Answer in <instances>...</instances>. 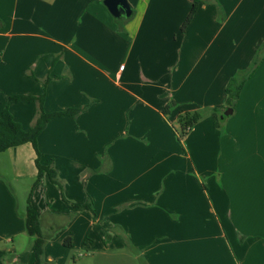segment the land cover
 Listing matches in <instances>:
<instances>
[{"label": "crops", "instance_id": "1", "mask_svg": "<svg viewBox=\"0 0 264 264\" xmlns=\"http://www.w3.org/2000/svg\"><path fill=\"white\" fill-rule=\"evenodd\" d=\"M127 1L115 18L102 0H0V112L28 129L38 104L11 95L85 106L37 137L59 184L33 185L30 143L0 152V264H34L28 199L43 264H264V0H200L184 28L192 0Z\"/></svg>", "mask_w": 264, "mask_h": 264}, {"label": "trees", "instance_id": "2", "mask_svg": "<svg viewBox=\"0 0 264 264\" xmlns=\"http://www.w3.org/2000/svg\"><path fill=\"white\" fill-rule=\"evenodd\" d=\"M200 0H192V5L188 17L186 18L183 28L190 21L193 14L196 12L198 8V3ZM122 27H120L121 29ZM244 76L240 78H233L226 88L227 99L226 106L233 107L236 99L240 93L242 88V84L244 82ZM46 82V81H45ZM45 84V83H44ZM11 101H33L38 104L37 116L35 121L28 129H23L21 124L16 121L10 112L8 106H4L0 112V152L13 147L18 146L24 143H30L35 150L36 158H35V166L37 168L36 178L34 180V184L39 182L40 178L45 173L49 180L54 184H59V179L57 175V170L53 167L52 164H41L39 161L40 152L37 147V137L39 133L43 130L46 123L57 116H67V115H77L79 112H82L85 109V106L82 107H73L63 111L58 112H45L42 108L44 93L42 92L40 95H25V94H17L11 95L9 97ZM210 114L216 123L219 125L225 117H222L221 113L218 109H211ZM204 115V111L196 110L192 112H185L178 116V124L180 127L179 135L183 136L187 130L192 127L196 122H198L202 116ZM80 208H91L90 203H84L81 205H77ZM25 230L26 232L34 236L32 251L34 255V264H43V249L45 244V238L47 236L43 235L40 220L36 210L30 204L28 199L26 212H25ZM67 245V243H66ZM68 246H70L68 244ZM7 254L4 249H0V263L5 260Z\"/></svg>", "mask_w": 264, "mask_h": 264}, {"label": "water", "instance_id": "3", "mask_svg": "<svg viewBox=\"0 0 264 264\" xmlns=\"http://www.w3.org/2000/svg\"><path fill=\"white\" fill-rule=\"evenodd\" d=\"M103 4L107 7L108 11L115 18L130 17L131 7L127 0H102ZM231 113V108H227L224 111V115Z\"/></svg>", "mask_w": 264, "mask_h": 264}, {"label": "rangeland", "instance_id": "4", "mask_svg": "<svg viewBox=\"0 0 264 264\" xmlns=\"http://www.w3.org/2000/svg\"><path fill=\"white\" fill-rule=\"evenodd\" d=\"M0 155H3V154H0ZM3 158L1 160H3V162H8L6 160V158L4 156H2ZM47 231H49V228H47ZM56 251V249H54V252ZM53 252V253H54ZM67 252L70 253V254H73L75 256V258H77V252L75 250H71V249H67ZM43 262H44V258H42ZM97 260H99L98 264H127L126 262V259L124 258V260L120 257L118 260H115V261H107L106 259H103V258H97ZM139 264V262H133L132 264ZM131 264V263H129Z\"/></svg>", "mask_w": 264, "mask_h": 264}, {"label": "built area", "instance_id": "5", "mask_svg": "<svg viewBox=\"0 0 264 264\" xmlns=\"http://www.w3.org/2000/svg\"><path fill=\"white\" fill-rule=\"evenodd\" d=\"M123 67V65H121V68Z\"/></svg>", "mask_w": 264, "mask_h": 264}]
</instances>
